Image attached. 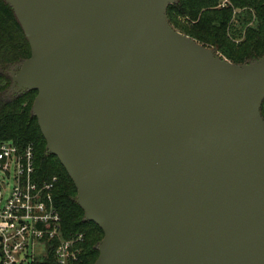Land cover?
Listing matches in <instances>:
<instances>
[{"label": "water", "instance_id": "1", "mask_svg": "<svg viewBox=\"0 0 264 264\" xmlns=\"http://www.w3.org/2000/svg\"><path fill=\"white\" fill-rule=\"evenodd\" d=\"M31 46L11 91L104 231L94 264H264V54L175 28L177 0H6Z\"/></svg>", "mask_w": 264, "mask_h": 264}, {"label": "trees", "instance_id": "2", "mask_svg": "<svg viewBox=\"0 0 264 264\" xmlns=\"http://www.w3.org/2000/svg\"><path fill=\"white\" fill-rule=\"evenodd\" d=\"M177 0L168 7L170 23L183 33L220 51L236 63L264 54V0ZM180 17L187 18L184 23ZM254 18V19H253ZM252 19V20H251ZM241 39L240 41H236ZM31 55V46L12 6L0 0V141L12 140L35 148L36 177L57 175L55 203L62 215L66 236L83 232L82 264H94L99 256L103 229L85 219L77 202V187L60 159L46 148L33 104L37 90L11 91L14 67ZM264 117V101L261 106Z\"/></svg>", "mask_w": 264, "mask_h": 264}, {"label": "built area", "instance_id": "3", "mask_svg": "<svg viewBox=\"0 0 264 264\" xmlns=\"http://www.w3.org/2000/svg\"><path fill=\"white\" fill-rule=\"evenodd\" d=\"M35 148L0 141V264H82L85 235L66 236L54 190L36 177Z\"/></svg>", "mask_w": 264, "mask_h": 264}, {"label": "rangeland", "instance_id": "4", "mask_svg": "<svg viewBox=\"0 0 264 264\" xmlns=\"http://www.w3.org/2000/svg\"><path fill=\"white\" fill-rule=\"evenodd\" d=\"M226 2H227V0H224L222 3H221V5H225L226 4ZM180 19H181V21L182 22H184V23H189L188 21H186L187 20V18H182V17H180ZM254 19V18H253ZM252 20V19H251ZM241 39H238V40H236L237 42L238 41H240ZM200 42V41H199ZM202 44H204V45H206V46H210V45H207V44H205V43H202ZM212 47V46H211ZM218 53L222 56V57H225L226 59H228V60H230L229 58H227L226 56H224L220 51H218Z\"/></svg>", "mask_w": 264, "mask_h": 264}]
</instances>
